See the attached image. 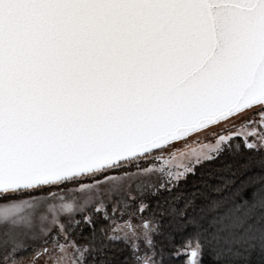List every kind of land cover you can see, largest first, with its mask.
I'll use <instances>...</instances> for the list:
<instances>
[{
	"label": "snow or ice",
	"instance_id": "obj_1",
	"mask_svg": "<svg viewBox=\"0 0 264 264\" xmlns=\"http://www.w3.org/2000/svg\"><path fill=\"white\" fill-rule=\"evenodd\" d=\"M30 248L264 264V0H0V264Z\"/></svg>",
	"mask_w": 264,
	"mask_h": 264
},
{
	"label": "trees",
	"instance_id": "obj_2",
	"mask_svg": "<svg viewBox=\"0 0 264 264\" xmlns=\"http://www.w3.org/2000/svg\"><path fill=\"white\" fill-rule=\"evenodd\" d=\"M231 162H232V160L228 156L227 153L221 154L220 156H218L214 160L205 161L202 165L198 166V168H197V176L196 177L189 176L187 181H182L180 186H179V188L177 189V191H180V190H183L186 187H189L192 183H194L196 181V179L198 178L199 174L202 171L217 170V169L221 168L225 163H231ZM148 215H149V213H148ZM156 240H157V248H159L161 246V244H163L165 253H168L171 250V247L168 244L167 240L163 239L160 236H157ZM119 247L122 248L124 246L123 245H119ZM114 251H115V249H114ZM27 252H29V251H27ZM172 264H181V261L178 260V259H174L172 261ZM205 264H209V257L207 255L205 256Z\"/></svg>",
	"mask_w": 264,
	"mask_h": 264
},
{
	"label": "rangeland",
	"instance_id": "obj_3",
	"mask_svg": "<svg viewBox=\"0 0 264 264\" xmlns=\"http://www.w3.org/2000/svg\"><path fill=\"white\" fill-rule=\"evenodd\" d=\"M191 147H197L199 150L198 146H190L188 149H185L184 152L187 153L191 150ZM183 159V156L179 153L176 154V156L174 158H172V163H178L181 162V160ZM207 161V160H206ZM160 164L163 165V160L160 161ZM139 213L137 214L136 218L133 219V223L139 225L140 227L138 228V231L142 232L144 225L142 224L140 218H139ZM145 217L148 216V213H144L143 214ZM118 218H119V213L117 214ZM124 220H128V214L125 213L123 216ZM126 227V226H125ZM29 251V252H27ZM21 250L18 254H17V258L20 261V264H32V259H33V255H34V251L30 248L29 250ZM54 255H60V253H54ZM36 264H45V260L43 258L39 259L38 261H36ZM48 264H53L52 260L49 259L48 260ZM63 264H71V259L70 256H65L63 258Z\"/></svg>",
	"mask_w": 264,
	"mask_h": 264
}]
</instances>
